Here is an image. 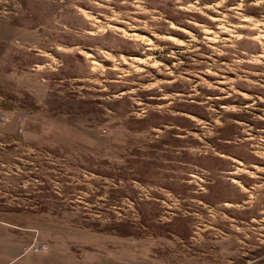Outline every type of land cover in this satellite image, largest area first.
<instances>
[{
    "label": "rangeland",
    "instance_id": "374dc122",
    "mask_svg": "<svg viewBox=\"0 0 264 264\" xmlns=\"http://www.w3.org/2000/svg\"><path fill=\"white\" fill-rule=\"evenodd\" d=\"M0 264H264V0H0Z\"/></svg>",
    "mask_w": 264,
    "mask_h": 264
}]
</instances>
